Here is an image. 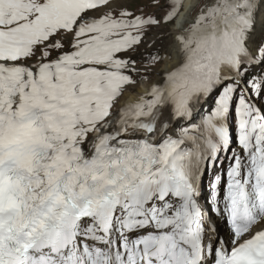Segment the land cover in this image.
<instances>
[{
	"label": "snow or ice",
	"instance_id": "1",
	"mask_svg": "<svg viewBox=\"0 0 264 264\" xmlns=\"http://www.w3.org/2000/svg\"><path fill=\"white\" fill-rule=\"evenodd\" d=\"M0 264H264V0H0Z\"/></svg>",
	"mask_w": 264,
	"mask_h": 264
},
{
	"label": "bare ground",
	"instance_id": "2",
	"mask_svg": "<svg viewBox=\"0 0 264 264\" xmlns=\"http://www.w3.org/2000/svg\"><path fill=\"white\" fill-rule=\"evenodd\" d=\"M189 2H191V0H185V3H186V4L189 3Z\"/></svg>",
	"mask_w": 264,
	"mask_h": 264
}]
</instances>
